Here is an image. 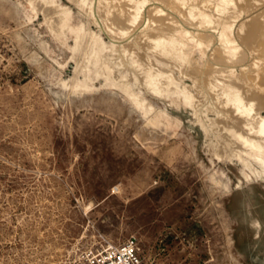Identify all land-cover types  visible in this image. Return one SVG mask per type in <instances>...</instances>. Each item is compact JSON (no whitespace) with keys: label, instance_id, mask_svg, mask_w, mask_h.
<instances>
[{"label":"rangeland","instance_id":"374dc122","mask_svg":"<svg viewBox=\"0 0 264 264\" xmlns=\"http://www.w3.org/2000/svg\"><path fill=\"white\" fill-rule=\"evenodd\" d=\"M170 1L151 4L169 12L171 25L217 27L181 17ZM26 2L0 0V264H90L102 248L130 239L142 264H264V173L213 158L212 139L185 104L149 97L154 111L145 118L111 87L115 71L87 68L91 55L80 60L77 83L94 87L68 95L60 87L76 63L65 34L51 32L36 2L37 15ZM99 22L102 31L91 30L110 47L130 41ZM259 42L242 56L262 62ZM123 62L124 81L142 76ZM162 80L152 83L166 90ZM128 83L135 92L141 85Z\"/></svg>","mask_w":264,"mask_h":264},{"label":"bare ground","instance_id":"6f19581e","mask_svg":"<svg viewBox=\"0 0 264 264\" xmlns=\"http://www.w3.org/2000/svg\"><path fill=\"white\" fill-rule=\"evenodd\" d=\"M30 1L41 8L45 27L65 34L64 46L71 52L70 60L76 63L74 76L62 81L60 87L68 95L76 96L81 88L94 87L77 83L83 72L80 60L91 55L94 60L87 63V68L105 65L108 68L106 76L115 71L119 76L111 87L125 93L135 110L145 118L154 111L149 97L185 104L205 135L212 139L210 153L213 158L236 160L255 175L264 173V56L263 63L258 58L242 56L247 46L264 39V0H206L205 3L203 0H169L180 7L181 17L188 15L196 24L204 20L203 24L217 26L200 31L171 25L167 20L169 12L151 4L154 0H67L78 17L63 0ZM128 1L130 9L123 5ZM26 3L37 15L33 4L28 0ZM200 5H203L202 10L198 8L201 11L197 13L196 7ZM99 19L106 25L109 36L130 41L110 47L102 36L91 30L96 24L102 31ZM233 19H240L235 30ZM135 31H140L136 37L132 33ZM70 39L74 42L72 46ZM261 51L264 52V47ZM149 52L165 63H154L153 59L144 63L142 53ZM74 55H79L80 59ZM125 60L134 71L142 73L141 79L136 75L138 78L124 81L121 65ZM144 64L148 66L142 70ZM94 73L95 77L100 76ZM154 76L163 79L166 90L156 88L152 83ZM129 81H141L136 92ZM210 115L215 118L211 120Z\"/></svg>","mask_w":264,"mask_h":264},{"label":"built area","instance_id":"2783aa9c","mask_svg":"<svg viewBox=\"0 0 264 264\" xmlns=\"http://www.w3.org/2000/svg\"><path fill=\"white\" fill-rule=\"evenodd\" d=\"M90 264H142L136 242L130 239L123 244L102 248Z\"/></svg>","mask_w":264,"mask_h":264}]
</instances>
